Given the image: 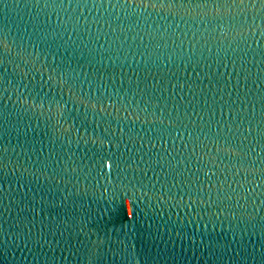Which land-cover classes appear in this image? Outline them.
<instances>
[{
  "label": "water",
  "instance_id": "obj_1",
  "mask_svg": "<svg viewBox=\"0 0 264 264\" xmlns=\"http://www.w3.org/2000/svg\"><path fill=\"white\" fill-rule=\"evenodd\" d=\"M0 264H264V0H0Z\"/></svg>",
  "mask_w": 264,
  "mask_h": 264
},
{
  "label": "snow or ice",
  "instance_id": "obj_2",
  "mask_svg": "<svg viewBox=\"0 0 264 264\" xmlns=\"http://www.w3.org/2000/svg\"><path fill=\"white\" fill-rule=\"evenodd\" d=\"M109 167H111V165L109 164Z\"/></svg>",
  "mask_w": 264,
  "mask_h": 264
}]
</instances>
